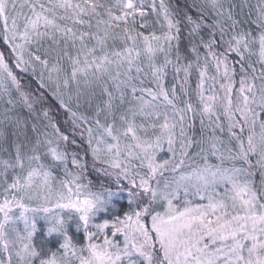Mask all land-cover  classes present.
Listing matches in <instances>:
<instances>
[{"label":"snow or ice","instance_id":"6c2138e0","mask_svg":"<svg viewBox=\"0 0 264 264\" xmlns=\"http://www.w3.org/2000/svg\"><path fill=\"white\" fill-rule=\"evenodd\" d=\"M0 264H264V0H0Z\"/></svg>","mask_w":264,"mask_h":264}]
</instances>
